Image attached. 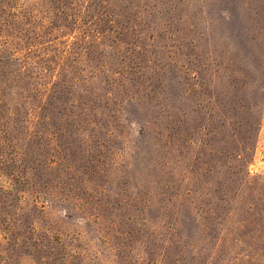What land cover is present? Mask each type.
Masks as SVG:
<instances>
[{"label":"rangeland","instance_id":"374dc122","mask_svg":"<svg viewBox=\"0 0 264 264\" xmlns=\"http://www.w3.org/2000/svg\"><path fill=\"white\" fill-rule=\"evenodd\" d=\"M0 264H264V0H0Z\"/></svg>","mask_w":264,"mask_h":264}]
</instances>
